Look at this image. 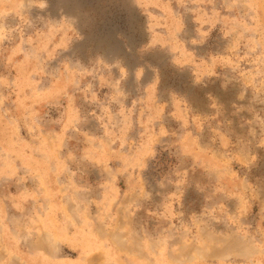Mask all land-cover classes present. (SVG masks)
I'll return each mask as SVG.
<instances>
[{
	"label": "rangeland",
	"instance_id": "374dc122",
	"mask_svg": "<svg viewBox=\"0 0 264 264\" xmlns=\"http://www.w3.org/2000/svg\"><path fill=\"white\" fill-rule=\"evenodd\" d=\"M0 264H264V0H0Z\"/></svg>",
	"mask_w": 264,
	"mask_h": 264
},
{
	"label": "trees",
	"instance_id": "16d2710c",
	"mask_svg": "<svg viewBox=\"0 0 264 264\" xmlns=\"http://www.w3.org/2000/svg\"><path fill=\"white\" fill-rule=\"evenodd\" d=\"M174 162H175V158L169 155L167 156L165 154L163 158H158V160L155 163H153L151 169H149V173L150 174L152 173L154 175V173H157L158 171L162 170L163 167L167 168L169 165H171Z\"/></svg>",
	"mask_w": 264,
	"mask_h": 264
}]
</instances>
